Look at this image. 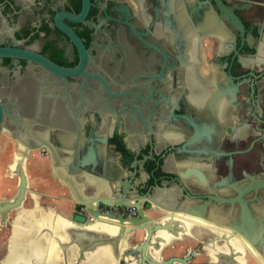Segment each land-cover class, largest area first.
Segmentation results:
<instances>
[{
    "label": "flooded vegetation",
    "instance_id": "flooded-vegetation-1",
    "mask_svg": "<svg viewBox=\"0 0 264 264\" xmlns=\"http://www.w3.org/2000/svg\"><path fill=\"white\" fill-rule=\"evenodd\" d=\"M0 48L16 51L0 55V102L21 140L118 157L121 138L141 193L167 206L160 185L175 186L188 222L209 223V264H264V0H0ZM1 135L7 158L18 143Z\"/></svg>",
    "mask_w": 264,
    "mask_h": 264
},
{
    "label": "water",
    "instance_id": "water-1",
    "mask_svg": "<svg viewBox=\"0 0 264 264\" xmlns=\"http://www.w3.org/2000/svg\"><path fill=\"white\" fill-rule=\"evenodd\" d=\"M86 5V1H84L83 11H85ZM227 11L230 12L229 9ZM231 16L233 19L232 21H235L238 25L242 26L239 18L232 12ZM58 26L65 30L64 26ZM65 31L67 32V29ZM70 34L73 38L76 37L73 32ZM2 54H16V51H8L5 48H0V55ZM43 64L48 66L51 70L60 73L61 75H67V73L72 74L73 71H75L74 69L67 70V67H61L51 62L47 63L44 61ZM5 116L7 117L6 119L9 121L10 125H7L4 122ZM12 126H15V128L18 127L17 117L15 114L11 115L10 113H5L4 105L0 102V133H9L11 139H14L18 143L17 160L15 159V161H17V170H13L12 167V170L17 174L16 193L8 199H0V227L2 225V221L7 217L8 212L12 209L18 210L25 197L27 190V180L24 170V160L34 152L40 151L49 155L48 157L52 162L53 173L60 178L61 183H66L69 186L73 196V202L71 203L73 213L71 215L77 223H80L81 225L83 222H92L96 220L97 217H105L108 219L117 220L119 219L120 221L124 219L123 222L128 224H137L146 220L148 227H139L147 229V236L145 237L144 242L138 245V249H129L133 252V254H137L139 249L141 250V260L139 264H172L174 262H179L181 264H191L189 262V259L191 258L190 254L183 256L174 255L169 256L165 260H155L152 259L153 257L147 253L148 246L150 243L151 245L153 244V242H151L153 238V231L155 232L157 230V226L160 225L161 222H155L152 220L145 213V211H154L157 209L165 210L167 212L180 211L185 214L200 215L198 211L194 210L190 205L187 207L185 204L180 208L175 205V199L171 195V188L174 189L175 186L160 185V188H167V191L169 190L168 188H170V191H168L166 194V198L169 199L173 204L171 203L172 205L169 204L167 206L164 205L160 199V195H162L161 192L154 191L152 193L150 190L146 193H141L139 191L141 187L140 184L142 182L141 174L140 177L139 174H123V170L127 169L128 167L133 168L134 172H136V167L139 162L135 158L133 146L129 147V144L123 143V140L119 138V136L118 138L121 140V146L118 148V157H108L104 153L100 155L97 154L94 149V145L89 139L76 146V149L74 146L65 145L61 141L60 143L57 141L53 145L37 144L35 145L37 148L32 149L34 146L27 144V142L24 140H21L15 131L16 129L11 128ZM148 134L150 135V137L147 135L149 137L148 141L151 144L150 153H152L153 149L155 150L157 147L152 144L153 141L151 139V132H148ZM139 148L140 147L137 143L136 149L138 150ZM127 151L130 153L129 157H127V154H125ZM131 156L134 157V159L130 158ZM15 161L13 162V165ZM18 163H20L21 168H19ZM77 179L79 181L78 184L76 182ZM186 195L192 197V194L188 190H186ZM131 199L133 200L132 202ZM91 202H93V204H90ZM99 202L105 204H126L136 207L138 209V217L103 214L95 207ZM232 227L237 231H241L240 226L232 225L231 228ZM121 228L124 229L123 225ZM121 236L122 235L119 234L115 235L114 237L112 236L111 240L119 242L120 239H122ZM97 238L98 237H96L95 240ZM102 239L105 238H98V241H102ZM117 242L115 243L116 249H118ZM92 243L93 242L91 241L89 246L92 245ZM161 246L160 249L162 248ZM115 251L117 252V250ZM192 253L194 254L195 251H192Z\"/></svg>",
    "mask_w": 264,
    "mask_h": 264
},
{
    "label": "rangeland",
    "instance_id": "rangeland-1",
    "mask_svg": "<svg viewBox=\"0 0 264 264\" xmlns=\"http://www.w3.org/2000/svg\"><path fill=\"white\" fill-rule=\"evenodd\" d=\"M12 172L15 176L17 175L13 170ZM15 193L16 191L5 198L8 199ZM23 202H25L24 199L22 203ZM26 204L28 205L29 202ZM134 210V214H129L126 217H138V209L134 207ZM15 211L17 212V210L12 209L8 212L7 217L2 221L0 227V264H45L46 262L47 264H93L89 252L94 246L99 248V251L96 253L103 252L107 254L111 257L113 264H139L141 260L140 249L137 254L129 253L130 251L127 253L123 251H127L130 248L134 250L138 249V245L144 242L145 237L147 236V229L145 228H135V230L129 234V237H127V239L125 238V244L123 242L120 243V241L117 242L118 249H116V244L111 243L114 244V255L111 254L110 256L106 250L107 246H105V242H95L89 246L91 240L83 239L80 242L76 241L74 243L73 240H77V238H75L76 229L80 230V233L82 234L84 231H81V229L78 228L80 223H77L71 215L73 211L71 204L68 202L67 213L64 214L62 211L57 212L55 220L50 218L45 225H42L43 222H39L38 216H36L35 219H32L29 216H24L23 219H20L21 221H15L14 225H10V221L14 217ZM146 214L155 222H161V216L168 214V212L165 210H154L149 211ZM92 223L93 222H90V224ZM101 227L102 226L98 224L94 229H101ZM107 227L111 228L112 226ZM93 232H95V230H93ZM97 233L101 234L104 232L99 231L96 232V234ZM155 233L156 231H153L154 235ZM106 234L108 235V232ZM65 235H67V237H65ZM154 235H152V237ZM179 235L180 234H178V237ZM13 237L16 240L12 242L11 250L5 253V249L7 250V244H11V241L14 239ZM95 237H98V235ZM208 238V235L199 240H196L191 236H187L184 239L175 237L172 240H169V242L163 244L161 250H159L158 257H153L152 259L165 260L169 256H183L190 254L191 258L189 259V262L191 264H209L211 258L205 253L204 249V241ZM88 239L90 238L88 237ZM115 250H117V252ZM192 251H195V253L193 254ZM119 252H121L120 254L122 257L120 260L118 258ZM4 254H6V257ZM112 255L114 257H112Z\"/></svg>",
    "mask_w": 264,
    "mask_h": 264
},
{
    "label": "crops",
    "instance_id": "crops-1",
    "mask_svg": "<svg viewBox=\"0 0 264 264\" xmlns=\"http://www.w3.org/2000/svg\"><path fill=\"white\" fill-rule=\"evenodd\" d=\"M4 138L5 137H3V135L0 136V139H2L0 140V198L1 199L14 193L17 187V175L15 176V174H13L11 169L12 166L13 170L16 171L17 162L15 161V159L17 158V150L14 147V145L12 146L9 144V146L5 147L8 152L7 158H4L3 157L5 152V149L3 147V144L5 143ZM11 151L13 152V154H15V156L12 158L10 157ZM14 161L15 163L13 165ZM24 170L27 180V190L24 198L25 202L21 204L17 212L15 211L14 217L11 219L12 222L10 221V225H14L15 221H19L20 219H23L24 216L26 217L29 216L32 219L33 218L35 219L36 216H38L39 222H43L42 225H45L50 218L52 220H55L57 212L62 211L64 214H66L67 202L71 204L73 202L72 201L73 196L71 194L69 186L66 183H61L60 178L53 173L52 162L49 160V157L47 155L41 156L39 152H34L32 155H30L28 158L24 160ZM76 182L77 184L79 183L78 179L76 180ZM28 202L29 204L27 205L26 203ZM98 224L102 226L103 223L101 221L93 222L92 224H90V226H93V228H95L98 226ZM205 226L207 227V225ZM207 235L210 236L208 230L203 235H198L197 237L195 234L186 233V234H180L179 237L170 234L165 238L169 241L175 237L184 239L187 236H191L194 239L199 240V239H203V237ZM65 237H67V235H65ZM14 240L16 239L14 238L11 241L10 245L7 244V250L5 249V253L11 250V245ZM160 240L155 241L158 242L159 246L167 242V241L163 242ZM207 240L204 241L205 247L207 246L205 245V242ZM204 249L206 253L207 249L206 248ZM102 253L103 252L91 255L93 264H113L111 257H109L105 253L104 256ZM4 255L6 257V254ZM157 257L158 255L155 256V258ZM247 261L248 260L245 259L244 264H248ZM257 261L260 264H262V261L260 259L257 258Z\"/></svg>",
    "mask_w": 264,
    "mask_h": 264
},
{
    "label": "bare ground",
    "instance_id": "bare-ground-1",
    "mask_svg": "<svg viewBox=\"0 0 264 264\" xmlns=\"http://www.w3.org/2000/svg\"><path fill=\"white\" fill-rule=\"evenodd\" d=\"M16 160H17V158H16ZM18 164H19V168H21L20 163H18ZM16 170H17V164H16ZM90 204H93V202H91ZM148 212H149L148 210L145 211V213H148ZM189 217H191L189 214H185V213L180 212V211H171V212H168V214H165L164 216H161V223H160V225L157 226V230H156V233H155L156 236H153V238L151 240V242H153V244L151 245V243H150L151 246L150 245L148 246L147 253L150 256H152V257H155L156 255H159V250H161V249L159 248L160 246L158 245V242H155V241L161 239L160 241L165 242V241H167L165 237L169 236L170 234H173L174 236H178V234L191 233V234H195L196 237H197L198 235H203L205 232H207V228H205L202 224L207 225L209 223L205 222L204 220H201L200 218L198 219L197 217H195V219H196L195 222H193V223L192 222H188L187 218H189ZM100 218L101 217H97L96 220L92 221V222L101 221L103 223L100 230L94 229L93 226H90V222H83L78 227L79 229H81V231H84L83 234L80 233V230L76 229L75 238H77V240L75 239L73 241L74 242H76V241L80 242L81 240L85 239V240H91L93 243H95V242H101V241H98V238H105V239H102V242H105V246H107L106 250L108 251V254L110 256H111V254L114 253V246L113 245L117 242V241L115 242L114 240H111L112 236L114 237L115 235H118V234L122 235L121 236L122 239L120 240V243L121 242L124 243L125 238L127 239V237H129V234L131 232H133L135 230V228H137V227H146L147 228L148 227V224L146 223V220L141 221V222H139L137 224H134V223L133 224H128V223H124L123 222L124 219L122 221H120L119 219L118 220L117 219H108V218H105V217L102 218V219H100ZM122 225H123L124 229L121 228ZM107 226H112V227L108 228ZM93 230H95V232H93ZM99 231L100 232L102 231L104 233H101V234L97 233L98 234V238L95 240V238H96L95 236H97L96 232H99ZM107 232H108V235L106 234ZM88 237L90 239H88ZM161 237H163V238H161ZM233 241H234L233 245H237L238 244L237 243V239H233ZM111 243H114V244H111ZM217 245H219V243ZM223 249L225 250V248H223ZM220 250H222V248H220ZM98 251H99V248H96V246H94L92 249H90L89 254L92 255V254H95ZM128 251H130L129 253H133L131 250H127V251L124 250L123 252L127 253ZM120 253L121 252L118 253L119 260L122 258ZM102 254L105 256L104 253H102ZM91 255H89V256H91ZM113 255H112V257H114ZM225 255H226L225 253H220L219 257H224ZM237 256H238L237 258L239 259L240 263L244 264L245 257H243V255L240 254V253H238ZM118 258H117V260H118ZM53 259H54V257H53ZM220 260L225 261L224 259H220ZM135 263H136V261H135ZM45 264H47V263H45ZM172 264H179V262L178 263L174 262Z\"/></svg>",
    "mask_w": 264,
    "mask_h": 264
},
{
    "label": "built area",
    "instance_id": "built-area-1",
    "mask_svg": "<svg viewBox=\"0 0 264 264\" xmlns=\"http://www.w3.org/2000/svg\"><path fill=\"white\" fill-rule=\"evenodd\" d=\"M96 209L103 214H113V215H123L127 216L129 214H134L135 210L133 206H129L126 204H105V203H97Z\"/></svg>",
    "mask_w": 264,
    "mask_h": 264
}]
</instances>
